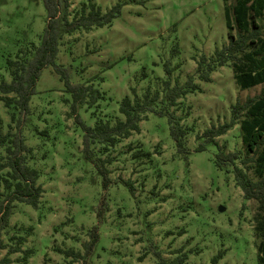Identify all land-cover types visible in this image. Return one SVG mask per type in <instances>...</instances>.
I'll use <instances>...</instances> for the list:
<instances>
[{
    "label": "rangeland",
    "instance_id": "obj_1",
    "mask_svg": "<svg viewBox=\"0 0 264 264\" xmlns=\"http://www.w3.org/2000/svg\"><path fill=\"white\" fill-rule=\"evenodd\" d=\"M86 1L68 0V9ZM92 1L102 11L119 1L120 11L108 24L63 33L54 59L68 69L70 82H91L101 93L91 105L78 104V117L86 124L97 116L112 121L120 116L119 99L131 95V87L137 93L146 87L156 90L158 108L167 63L170 84L191 75L199 86L170 107L188 127V151L176 150L166 115L147 111L137 131L108 149L111 182L102 187L100 174L82 153V128L69 113V92L52 65L43 66L19 125L32 148L28 163L38 169L36 181L43 191L36 207L14 202L1 231L5 247L0 254L13 244L11 236L22 235L20 247L31 252L24 263L20 251L9 253V264H154L156 250L166 260L184 251L181 264H209L218 250L222 254L216 264H259L255 202L242 196L231 164L217 167L213 162L218 148L247 154L240 123L215 136V143L194 150L196 133L228 120L230 105L257 94L264 84L241 86L236 76L242 70L229 61L215 66L209 80L195 73L199 55L212 56L215 47L226 43V32H234L225 15L234 0ZM44 23L42 0H0V78L9 79L6 58L31 55ZM0 120L3 133L16 130L1 100ZM3 155L0 146V160ZM258 156L249 170L252 176ZM235 163L241 165L240 159ZM92 226L96 239L90 243ZM66 249L80 256L71 259Z\"/></svg>",
    "mask_w": 264,
    "mask_h": 264
},
{
    "label": "trees",
    "instance_id": "obj_2",
    "mask_svg": "<svg viewBox=\"0 0 264 264\" xmlns=\"http://www.w3.org/2000/svg\"><path fill=\"white\" fill-rule=\"evenodd\" d=\"M42 4L45 9V23L38 43L32 47L29 57L17 54L14 58H6L5 67L9 79L0 78V100L9 111V119L15 120L16 123L15 131L3 133L0 120V146L4 149L3 160H0V184H2L0 235L8 225L14 202H25L36 207L43 191L36 181L39 175L38 169L28 163L32 148L24 142L19 131V125L28 111L30 94L34 91L35 81L43 66L51 64L53 70L62 79L64 90L69 92V113L74 115L82 128V153L100 174L102 187L105 188L111 182L108 175L109 168L106 166L112 159L107 153L108 149L120 139L137 131L139 121L147 111L166 115L169 134L176 150L184 155L188 151L185 146L188 127L179 121V117L170 107L177 104L178 97L198 89L199 86L191 75H187L182 83H177V79L174 78V82L170 84L168 77L170 68L167 63H164L167 77L162 80L161 106L158 108L154 107L158 99L156 90L151 92L146 87L141 93H137L135 88L131 87V95L124 94L119 99L120 116H116L112 121L97 116L92 124H86L76 113L78 104L91 105L101 96V93L91 82H70L68 69L54 62L60 38L63 33L108 24L112 17L119 13L120 2L117 1L107 10L102 11L94 1L87 0L81 2L72 12L68 9V0H42ZM225 15L227 20L233 21L235 30L226 32V43L215 47L212 56L199 55L195 67L197 77L209 80L210 71L215 66L229 61L242 70V73L236 76L241 86L264 81V0H234L225 8ZM227 25H229L228 21ZM14 110H17L19 115L16 116ZM237 121L240 123L241 137L245 142L247 154L240 156L239 150L225 152L218 148L214 153L213 162L217 167L222 164H231L234 181L240 187L242 196L254 200L256 209L254 244L257 249V261L259 264H264V84L257 94L247 95L244 100L236 99L230 105L228 120L211 124L200 133H196L197 142L194 150H202L207 144L215 143V136L224 133ZM96 144L97 150L94 149ZM100 153L106 154L101 156ZM256 155H259L258 169L256 175L252 176L249 170L255 167L258 160L254 161ZM237 158L240 159L241 165L235 163ZM101 210L102 208L99 207L96 211L98 218H100ZM90 232L91 243L96 239V227L92 226ZM11 238L15 240L4 253L0 254V264H9L11 261L9 253L15 251L21 252L20 261L24 263L31 252L29 247H20L24 236L14 235ZM4 247L5 243L0 236V249ZM64 252L71 254V259L80 256L72 249H66ZM154 254L156 255L154 264H181L186 258L184 251L177 253L169 260H166L157 250ZM221 254L222 250L212 254L209 264H216Z\"/></svg>",
    "mask_w": 264,
    "mask_h": 264
},
{
    "label": "water",
    "instance_id": "obj_3",
    "mask_svg": "<svg viewBox=\"0 0 264 264\" xmlns=\"http://www.w3.org/2000/svg\"><path fill=\"white\" fill-rule=\"evenodd\" d=\"M218 209H219V210L223 209V206H220V205H219V206H218Z\"/></svg>",
    "mask_w": 264,
    "mask_h": 264
}]
</instances>
